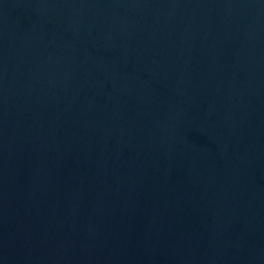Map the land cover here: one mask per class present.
Instances as JSON below:
<instances>
[{
    "label": "water",
    "instance_id": "95a60500",
    "mask_svg": "<svg viewBox=\"0 0 264 264\" xmlns=\"http://www.w3.org/2000/svg\"><path fill=\"white\" fill-rule=\"evenodd\" d=\"M0 264H264V0H0Z\"/></svg>",
    "mask_w": 264,
    "mask_h": 264
}]
</instances>
